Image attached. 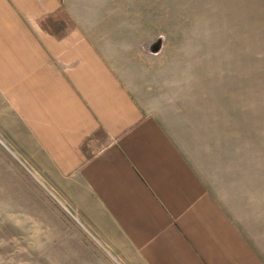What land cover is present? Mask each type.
I'll use <instances>...</instances> for the list:
<instances>
[{"label": "crops", "instance_id": "0c3cea01", "mask_svg": "<svg viewBox=\"0 0 264 264\" xmlns=\"http://www.w3.org/2000/svg\"><path fill=\"white\" fill-rule=\"evenodd\" d=\"M117 14L0 0V136L124 264H264L261 225L202 173L196 118Z\"/></svg>", "mask_w": 264, "mask_h": 264}, {"label": "rangeland", "instance_id": "374dc122", "mask_svg": "<svg viewBox=\"0 0 264 264\" xmlns=\"http://www.w3.org/2000/svg\"><path fill=\"white\" fill-rule=\"evenodd\" d=\"M117 12L196 118L200 170L229 175L222 191L264 243V0H117ZM70 212L0 136V264H124Z\"/></svg>", "mask_w": 264, "mask_h": 264}, {"label": "built area", "instance_id": "2783aa9c", "mask_svg": "<svg viewBox=\"0 0 264 264\" xmlns=\"http://www.w3.org/2000/svg\"><path fill=\"white\" fill-rule=\"evenodd\" d=\"M72 214V212H70Z\"/></svg>", "mask_w": 264, "mask_h": 264}]
</instances>
